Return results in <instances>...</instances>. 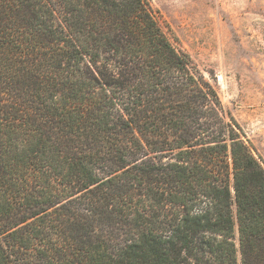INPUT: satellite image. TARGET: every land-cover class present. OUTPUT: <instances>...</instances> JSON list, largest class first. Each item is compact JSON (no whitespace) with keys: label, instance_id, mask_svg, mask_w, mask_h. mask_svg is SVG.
<instances>
[{"label":"trees","instance_id":"obj_1","mask_svg":"<svg viewBox=\"0 0 264 264\" xmlns=\"http://www.w3.org/2000/svg\"><path fill=\"white\" fill-rule=\"evenodd\" d=\"M0 264H264V166L146 0H0Z\"/></svg>","mask_w":264,"mask_h":264},{"label":"rangeland","instance_id":"obj_2","mask_svg":"<svg viewBox=\"0 0 264 264\" xmlns=\"http://www.w3.org/2000/svg\"><path fill=\"white\" fill-rule=\"evenodd\" d=\"M264 166V0H146Z\"/></svg>","mask_w":264,"mask_h":264}]
</instances>
